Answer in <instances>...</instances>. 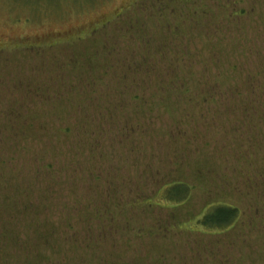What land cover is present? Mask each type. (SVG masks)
<instances>
[{
  "label": "rangeland",
  "instance_id": "374dc122",
  "mask_svg": "<svg viewBox=\"0 0 264 264\" xmlns=\"http://www.w3.org/2000/svg\"><path fill=\"white\" fill-rule=\"evenodd\" d=\"M25 1L0 0V195L21 237L37 217L39 233L62 228L76 241L53 243L57 233L50 248H9V264L27 253L37 264H264V0ZM169 29L178 38L161 59L150 49ZM180 41L195 60L170 70ZM218 75L227 81L208 103L198 90ZM135 93L186 120L133 132ZM168 179L189 184V200L142 205ZM216 203L240 209L235 227L194 231Z\"/></svg>",
  "mask_w": 264,
  "mask_h": 264
},
{
  "label": "trees",
  "instance_id": "16d2710c",
  "mask_svg": "<svg viewBox=\"0 0 264 264\" xmlns=\"http://www.w3.org/2000/svg\"><path fill=\"white\" fill-rule=\"evenodd\" d=\"M30 1L33 2V0H26L25 3H29ZM182 1L184 2V7H189V8L194 3V0H182ZM206 6L207 5L204 6V4H202L201 7H199V8H202L204 10V9H206ZM240 14H241L240 11H236L233 14V16L237 17V16H240ZM224 31L226 32L227 29L222 26V29L218 30L217 33L215 35H213L215 38V41L217 43L221 42L226 37V35L224 34L225 33ZM169 32H170L169 37L168 36H162V35L156 36L158 38L159 43H157L155 46H153L150 49V50L156 52V55L158 56V58H161V59L164 58L165 52L167 50L169 51L171 42L178 38V34L176 33V31L169 29ZM213 36H211V37H213ZM163 38L170 39V42L164 43ZM182 48H183L182 42L180 41L178 43L177 47H175L172 50L173 54H175L176 52L177 53L180 52V56L177 58L176 64H172L175 61L166 62L165 65H167L166 67H169L170 70H172L171 68L173 66H176L178 64L179 58L186 59L183 63L184 68H187V66L185 64L186 62H189L191 60H195V58H194L193 54H191V52H189V51H186L184 53L181 52ZM210 61L212 63H215L214 57H210ZM217 77H218V79H217ZM217 77H215L213 79L212 86L208 85L211 88H209L207 91H205L203 89L198 90V91H201L202 93H204V96L207 94L209 96H211L210 99H208V97L205 98V101L208 103H212L214 101V99L212 97L214 96V94H218L217 92L214 91L213 88H218L217 86L220 83L227 81L226 78H224L220 75H218ZM173 79H178V78L174 77ZM187 92H190V90L187 89ZM137 94L138 93H135L134 95L132 94L133 96H130V98L128 100H126L127 104L131 108H133L131 110V117H132L135 124H134V126L130 127L133 130V132L151 129V128H153V126H155V123H156L155 121L160 122L164 117H165V119H168V120L169 119L173 120V118H176V117H180V118L186 120V118H187L186 114L185 113L183 114L182 112H180L181 110L172 106L171 103H170L171 106H169L171 108H169V107L163 108L165 113H159V110H156L155 108L149 106L151 104H154V100L157 96L156 94H159L158 91H151L149 93L148 100L150 98H152V99H150L151 104H149V102H148L149 105L146 104L147 102H143L144 101V99H142L143 96H139ZM121 95H122V93H121ZM218 95L220 96V94H218ZM184 99L187 102H188V100H190V98H184ZM133 101H135V102H133ZM126 102L123 101V103H121L118 106L123 107L126 104ZM167 103H169V101ZM134 105H138L137 108L133 107ZM210 110L215 111L212 108H210ZM179 113L181 116L179 115ZM215 114L216 113H213L212 115H215ZM127 128H125V129H127ZM49 168H48L50 170L49 172L51 174L54 173V171L52 170L53 166L49 165ZM191 191H192V187L189 184H187L185 181L181 180V181L170 182V180L168 179V180H166V182L162 183L161 189H159L157 192L153 193L152 196L148 195V197H146L144 200H141V202H142V205H144V206L153 205L156 207H164V208L175 207V206H178V205H181V204L187 202L191 196ZM7 201H8V197H5L4 195H0V264H9V260L6 259L7 250L9 248L15 249V251H21L24 248L28 249V248H30V246L32 247V245L34 247H39L36 244H41V247H49L50 248V245H53L52 242L56 243L58 240H60L61 242H69V243H74L76 241L75 236L67 237V235H65L63 233L62 228H60L58 230L56 228L54 229L51 226V227H49V229L47 230V232L45 234L39 233V228H38V224H37L38 223L37 217H34L32 219V221H27V223L31 222L29 224V227L34 229V232H32V236L27 235V236L21 237V235L17 232V229L19 228V223L15 222L13 220V219L18 218V216L13 215L11 218L12 220H10V221L8 220V214H7L8 203H7ZM12 202H13V206L15 208L18 207V203L15 200H12ZM115 207L119 208L117 206H115ZM98 210L104 211V213L108 214L107 209L100 208ZM120 210L122 211V209H120ZM76 212H77V214H79L78 218L80 221L82 220V221H88L89 222L90 220H93L92 218H90L91 216L87 215V214H86V219H85V214H83L85 212H83L80 215V210L78 208H77ZM37 214L38 213H36V215ZM120 215H121L122 219L121 220L118 219L119 224H117L116 226H119L122 223V221L127 220L125 218V216L123 215V212H120ZM98 216H99V214L96 213V215L93 218L96 219ZM241 216H242V213L238 207H236L234 205L216 203V204L209 205L204 210L203 214L192 225H193L194 231H196V232H201L204 234H223V233H226V232L230 231L231 229H233L235 227L236 223L240 220ZM44 221H45V224L48 223L47 219H44ZM39 223H41V222L39 221ZM116 226H114L113 228H115ZM7 228H10V232H7ZM69 228H70V226H69ZM88 229L90 232H93V228H91L90 226H88ZM29 230H30V228H29ZM104 231H106V230H103V231L98 230L97 234L101 235V237H104V236H106V235L102 234V232H104ZM57 233H59L61 238H55L51 242V237H55L54 235ZM18 248H19V250H18ZM28 252H30V251H28ZM12 258H14L13 254H12ZM23 258H24L23 263H26V264H37L38 263L36 259L31 258V253H27L26 255L23 256ZM16 259H18V257ZM83 261L81 263H78V264H83ZM41 262L43 263V259H41ZM16 264H19V260L16 261ZM94 264H123V263H120L118 261H109L108 259L103 258V260L95 261Z\"/></svg>",
  "mask_w": 264,
  "mask_h": 264
}]
</instances>
